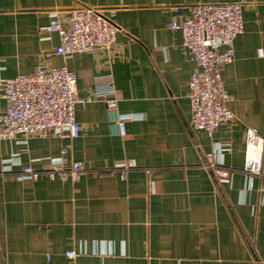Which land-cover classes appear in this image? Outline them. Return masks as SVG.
Here are the masks:
<instances>
[{
  "label": "crops",
  "instance_id": "1",
  "mask_svg": "<svg viewBox=\"0 0 264 264\" xmlns=\"http://www.w3.org/2000/svg\"><path fill=\"white\" fill-rule=\"evenodd\" d=\"M200 2L244 7L235 58L221 70L234 118L211 133L192 127L197 65L171 28L190 15L175 7ZM84 5L120 26L113 49L48 57L61 39L42 27L57 17L68 29L71 8ZM39 66L73 70L81 97L112 74L118 111L142 118L123 136L117 113L96 99L76 105L75 139L0 138V264H264V180L241 171L247 129L264 139V0H0V78ZM61 156L85 171L18 176ZM212 163L238 171L218 177Z\"/></svg>",
  "mask_w": 264,
  "mask_h": 264
},
{
  "label": "built area",
  "instance_id": "2",
  "mask_svg": "<svg viewBox=\"0 0 264 264\" xmlns=\"http://www.w3.org/2000/svg\"><path fill=\"white\" fill-rule=\"evenodd\" d=\"M187 8L190 15L174 21L172 29L183 34V48L190 52L197 69L189 80L191 124L198 131L213 132L221 124L233 120L234 114L227 106L229 93L222 77V66L235 58V40L244 32L245 20L241 3H206L177 6V12ZM68 29L55 17L43 26V30L57 31L60 44L48 57L58 54L71 57L76 53L96 49L112 50L121 30L115 22L93 6L71 8ZM93 96L77 95L76 73L67 66H39L30 74L22 73L12 78H0V104L7 101L4 111L0 109V138L15 139L31 136L45 137L55 133L62 138L80 136L81 126L76 117V105L102 99L108 110L117 113V124L123 136L127 135V122L139 120L141 113L119 112L118 97L112 74L98 76ZM246 157L241 171L264 180V139L257 130L249 127L246 132ZM68 148L62 150L67 154ZM218 177H229L238 169L210 164ZM129 167H125L127 170ZM85 171L81 162H66L63 156L53 161L51 167L36 169L25 166L20 178L38 179L45 174L50 179L78 178ZM125 173L122 177L125 178ZM264 192V188L262 189ZM69 257L77 256L75 250L66 251Z\"/></svg>",
  "mask_w": 264,
  "mask_h": 264
}]
</instances>
